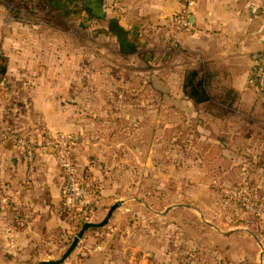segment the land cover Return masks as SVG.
Returning <instances> with one entry per match:
<instances>
[{
    "label": "rangeland",
    "instance_id": "1",
    "mask_svg": "<svg viewBox=\"0 0 264 264\" xmlns=\"http://www.w3.org/2000/svg\"><path fill=\"white\" fill-rule=\"evenodd\" d=\"M80 5L81 0H0V52L11 57L19 52L40 55L27 63L32 69L57 71L59 89L52 96L57 106L70 112L71 100L76 101L75 114L81 123L76 133L85 161L78 170L94 201L92 214L70 216L78 220L76 231L86 222L101 221L113 204L129 198L131 213L141 216L133 218L140 229L170 228L176 231L171 236L175 240L177 231H182L185 263L198 257V244L212 240L221 244L219 234L208 230L209 223L222 230L248 228L263 237L264 109H258L261 118L240 108L215 109L219 118L203 124L204 131L224 138L238 134L239 139L231 144L218 137L211 147L215 151L208 152L210 140L198 143V103L179 87L198 69V60L175 62L176 66L155 61L147 66L142 48L138 59L134 54L115 57L116 47L100 43L98 27H89L76 13ZM18 81L6 75L0 80L4 106L0 121L4 117L7 135L17 143L22 140L24 148L33 152L29 159L18 143L22 153L18 152L35 166L38 148L49 149L54 135L63 133L73 139L63 131L51 132L46 115L40 112L49 113L52 93L40 92L42 110L36 109L30 89L14 87ZM167 83L170 90H161ZM227 116L230 120L224 125L221 121ZM228 148L238 155H224ZM72 158L77 165L73 152ZM169 207L170 214L159 216ZM148 211L155 213L153 220L146 218ZM125 221L130 222V216ZM63 252L53 254L60 258ZM31 260L26 256V264L38 263Z\"/></svg>",
    "mask_w": 264,
    "mask_h": 264
},
{
    "label": "crops",
    "instance_id": "2",
    "mask_svg": "<svg viewBox=\"0 0 264 264\" xmlns=\"http://www.w3.org/2000/svg\"><path fill=\"white\" fill-rule=\"evenodd\" d=\"M255 4L264 6V0H198L190 15L193 29L182 34L177 43L172 40L171 17L181 10L183 0H81L76 13L82 15L89 27H98L100 43L116 47L115 57L134 54L138 59L142 48L147 66L155 61L176 66L186 60H198V143L210 140L208 152H213V142L224 137L211 130L204 131L203 124H213L219 118L215 109L239 111L240 108L260 118L258 109H264V93L248 84L253 54L264 49V10L252 13ZM0 53L8 59L5 75L19 80L15 88L30 89L28 94L34 99V108L42 110L38 103L40 92L52 93L49 113L45 109L40 112L46 115L51 132L72 134V152L79 169L85 164L76 133L81 123L75 114V100H71L68 112L52 98L59 89L57 71L30 68L27 60L37 59L40 55L36 53L19 52L12 57L7 52ZM14 60L24 62L15 65ZM151 87H155L154 79ZM179 87L183 91V84ZM161 90H170L168 83ZM2 104L3 101L0 109L4 108ZM229 120L227 116L221 123L225 125ZM4 123L3 117L0 121V264L13 261V264H26L28 255L31 261L38 259L37 264L59 260L77 235L79 223L63 209V175L54 149L38 148L35 166L28 165L20 154V145L7 135ZM224 136L231 144L239 139L238 134ZM242 140L248 141L249 136ZM229 149H225L224 155H238ZM94 199L99 203L98 197ZM135 200L140 202L139 198ZM119 201L122 204L106 225L86 230L72 253L63 262L53 264H264L262 234L241 227L222 230L207 221L212 227L208 230L219 234L221 244H213V240L198 244V257L185 263L186 256H181L184 250L181 230L174 235L175 240L171 238L175 230L170 228L140 229L133 218L141 216L130 211L132 199ZM171 209L159 216L170 214ZM129 216L127 223L125 219ZM154 217V212H146L147 219ZM174 241L178 244L172 245ZM57 251H64L60 258L53 254Z\"/></svg>",
    "mask_w": 264,
    "mask_h": 264
},
{
    "label": "built area",
    "instance_id": "3",
    "mask_svg": "<svg viewBox=\"0 0 264 264\" xmlns=\"http://www.w3.org/2000/svg\"><path fill=\"white\" fill-rule=\"evenodd\" d=\"M198 0H183V6L180 11L171 17L172 40L177 43L180 36L193 29V23L190 18L191 10ZM264 6L255 4L252 7V13L257 14ZM248 84L258 91L264 93V49L254 52L253 66L248 79ZM23 146L24 142L18 140ZM72 141L63 133H58L49 141V145L54 149L58 166L63 175L62 182V205L63 209L73 216H81L93 213L91 208L92 190L90 186L80 177L79 170L72 158ZM25 149V148H24ZM29 159H33V152L26 150Z\"/></svg>",
    "mask_w": 264,
    "mask_h": 264
},
{
    "label": "water",
    "instance_id": "4",
    "mask_svg": "<svg viewBox=\"0 0 264 264\" xmlns=\"http://www.w3.org/2000/svg\"><path fill=\"white\" fill-rule=\"evenodd\" d=\"M122 204V201H118L115 204H113L108 213L106 214V216L104 217V219L100 222H86L81 229L79 230V232L77 233V235L74 237L72 243L70 244V246L68 247V249L65 251V253L62 255V257L59 260H45L43 262H41L40 264H53V263H61L63 262L71 253L72 251L76 248V246L78 245L80 239L82 238V236L84 235L85 231L90 229V228H94V227H102L104 225H106L109 222V219L111 218L113 212ZM171 207L167 208L166 210L170 209Z\"/></svg>",
    "mask_w": 264,
    "mask_h": 264
},
{
    "label": "trees",
    "instance_id": "5",
    "mask_svg": "<svg viewBox=\"0 0 264 264\" xmlns=\"http://www.w3.org/2000/svg\"><path fill=\"white\" fill-rule=\"evenodd\" d=\"M8 59L3 54L0 53V80L6 74ZM198 69H193L183 84V92L186 96L198 103Z\"/></svg>",
    "mask_w": 264,
    "mask_h": 264
}]
</instances>
